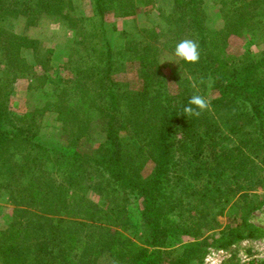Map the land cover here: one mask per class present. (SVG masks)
<instances>
[{
	"label": "trees",
	"instance_id": "1",
	"mask_svg": "<svg viewBox=\"0 0 264 264\" xmlns=\"http://www.w3.org/2000/svg\"><path fill=\"white\" fill-rule=\"evenodd\" d=\"M28 1L0 0V199L12 206L0 228V264H98L97 258L108 253L121 259L131 253L128 264H190L200 261L208 246L264 235L248 219L264 204V51L257 58L230 59L220 45L225 38L210 45L193 5L196 0H185L189 23L198 30V40H193L199 44L200 59L180 61L184 78L174 91L164 74L149 73L154 45L134 40L116 50L103 32L97 54L95 42L84 44L87 37L96 39L101 30L96 29L78 43L83 50L69 54L76 55L75 65L68 62L73 78L58 74L59 92L17 116L9 104L15 80L29 77L30 86H42L54 65L52 53L63 55L64 47L45 48L36 39L8 30L3 16L21 14L33 23L43 11L74 20L72 6L63 11L62 0H31L33 5ZM105 1L94 0L99 14L110 7ZM118 2L117 14L135 13L134 0ZM221 2L233 6L235 20L230 23L235 30L247 25L245 15H264L252 12L258 1ZM118 55L138 58L141 88L133 90L114 80L124 61ZM209 83L216 92L211 99L203 94ZM193 95L205 97L210 109L198 117L184 116ZM47 109L66 129L72 123L73 129L85 128L82 133L100 119L104 139L84 152L77 131L71 146L54 151L41 137L42 119L35 117ZM127 131L139 151L126 149L122 134ZM146 163L151 168L143 174ZM186 173L200 182L188 181ZM89 187L113 204L90 199ZM129 204H138L147 232L148 245L135 250L128 249L131 243L113 228L124 221ZM219 206H228L225 214L230 218L222 228ZM172 244L178 248L165 250Z\"/></svg>",
	"mask_w": 264,
	"mask_h": 264
},
{
	"label": "rangeland",
	"instance_id": "2",
	"mask_svg": "<svg viewBox=\"0 0 264 264\" xmlns=\"http://www.w3.org/2000/svg\"><path fill=\"white\" fill-rule=\"evenodd\" d=\"M62 1L65 4L63 11H67V7L72 6L70 15L74 20L68 21V19H65L60 14H48L43 11L36 13L33 23H29L26 17L21 14L12 16L7 13L3 16L2 23L8 30L36 39L39 45L45 48H57L60 45L64 47V51L62 50L63 55L58 56L56 51L52 53L54 65H51V69L47 71L48 78L42 86H30L31 80L29 77H18L15 80L9 96L12 113L17 116H21L25 112L30 113L37 106H41L48 101L50 96L58 93L60 90V84L57 81L58 74L66 75L69 78H73L74 75L70 72L72 67L68 66V62L75 65L73 59L76 58V55L69 57V54L72 52L76 54L77 50H83V45H78V43L84 40V36L91 35L96 29H101L96 39L87 37L84 44L86 45L88 41L95 42L97 54L102 50L101 44L97 42L100 40L103 32L109 43L116 50L123 49L131 41L143 40L156 47L151 51L149 73L151 75L164 74L168 87L172 91L183 80V72L180 69L181 59L174 55L176 45L174 47L171 46H173V43L177 44L183 39H197L199 37L198 30L195 29L193 24L190 25L189 23L188 13L190 12L185 6V0H134L136 6L135 13L130 15L117 14L120 5L119 0H106V5L110 7L105 8L102 14H99L98 10L93 7L94 0ZM221 1L196 0L195 4L190 3L191 6L193 4L197 10L199 9L198 14L201 19V26L204 30V35H208L209 44L212 45L216 38L222 41L224 37L225 41L220 44L224 50L222 53L226 56H231L230 59H234L236 56L244 57L245 55L250 58L252 56L254 58L259 57L262 51H264V15L258 14L249 18L248 15H245L244 19L247 25H243L240 29L235 30L234 25L230 23L233 19L235 20L232 16L235 12L233 6L224 5ZM251 2L254 4L257 2L258 6V9L256 11L252 10V12H258L259 10L260 12H264V0H251ZM28 3L33 5L31 0ZM183 14H187V16L182 19L181 16ZM257 18L261 20V23L254 22ZM179 31L180 33L178 34L177 32ZM212 51L214 53L216 50L212 49ZM25 55L27 59L31 60L32 54L30 51H26ZM117 58L119 61H124L122 67L118 65V70L113 75L114 80L118 81V84L127 83L129 88L133 90L141 88L143 78L141 77L138 58L132 57L128 59L127 55H118ZM35 70L36 72L42 71L39 67H35ZM76 73L79 74L78 72ZM203 94L208 99H211L216 92L213 91L209 83L208 87L204 89ZM35 117L42 119L41 137L54 151L58 147L71 146V142L75 138L74 134L77 131H80V137L78 138V142H76L78 145L80 142V147L84 152L95 149L98 142L104 139V130H102V124L99 123L100 119H95L92 127L87 129L86 133H82V130L85 128L77 127L73 129V123L72 125H67L68 129H66L62 122L58 121L49 109L42 116L35 115ZM127 126H129V123ZM122 135L125 136L122 140L128 151H139V145L135 141L136 138L132 137L131 133L127 131ZM150 168L151 164H144L142 173L147 174ZM184 176L190 182L192 181L196 184L200 182L199 180H195L196 178L191 179L187 173ZM93 188L89 187L87 191V196L90 199L103 206L105 204H113L104 200L99 196L98 191H95ZM227 207H216V210L222 209V213H219L217 216L221 228L228 224L230 219L225 214ZM139 210L138 204H129L127 212L124 214V221L113 226L115 230L125 236L126 240L131 243L127 246L130 250H135L137 246L145 247L148 245L146 239L147 232ZM11 212L12 206L0 199V228L6 225ZM248 219L264 230V204L251 211ZM185 220L189 222L191 219L186 216ZM115 247L118 252H121L120 247ZM175 248L177 249L178 245L172 244L165 250L173 251ZM127 256H132V254L128 253ZM127 256L121 259L116 254L108 253L99 256L97 262L98 264H128ZM259 261H264V235L243 238L226 246H208L203 258L190 264H251Z\"/></svg>",
	"mask_w": 264,
	"mask_h": 264
},
{
	"label": "clouds",
	"instance_id": "3",
	"mask_svg": "<svg viewBox=\"0 0 264 264\" xmlns=\"http://www.w3.org/2000/svg\"><path fill=\"white\" fill-rule=\"evenodd\" d=\"M174 55L188 63H197L200 59L199 44L193 39H183L176 44ZM210 109V102L201 95H193L183 108V115L198 117L202 112Z\"/></svg>",
	"mask_w": 264,
	"mask_h": 264
}]
</instances>
